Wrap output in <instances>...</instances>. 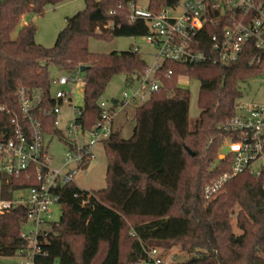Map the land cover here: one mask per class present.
<instances>
[{"label":"trees","instance_id":"16d2710c","mask_svg":"<svg viewBox=\"0 0 264 264\" xmlns=\"http://www.w3.org/2000/svg\"><path fill=\"white\" fill-rule=\"evenodd\" d=\"M65 1L0 0V104L18 110L19 87L41 89L50 101V68L76 74L87 67L81 123L91 129L102 116L101 99L113 78L125 76L131 85L148 66L133 47L91 53L90 40L144 37L148 26L130 23L129 4L158 13L180 0H85V9L67 20L52 48L36 43L33 23L12 37L25 14L42 16ZM213 34L206 28L201 37L208 41ZM255 55L247 49L232 65L164 62L162 88L135 107L131 138L123 139L116 129L103 143L106 188L88 192L70 184L56 191L61 217L39 237L33 264H129L145 259L146 250L175 247L187 258L172 264H264V170L259 177L245 172L217 197H204L205 187L230 169L229 160L220 158L229 137L224 125L236 115L243 95L239 84L264 74V59L252 64ZM181 77L200 81L201 113L193 130L190 92L179 86ZM31 186L25 176H0V198L11 200ZM27 216L24 206L0 214V264L30 250L21 237Z\"/></svg>","mask_w":264,"mask_h":264},{"label":"built area","instance_id":"2783aa9c","mask_svg":"<svg viewBox=\"0 0 264 264\" xmlns=\"http://www.w3.org/2000/svg\"><path fill=\"white\" fill-rule=\"evenodd\" d=\"M129 9L131 24L141 20L148 26V34L142 38L156 50L155 63L146 68L134 94L125 93L111 107L100 103L102 116L91 129L81 123L84 105L74 104V87L84 86L80 70L52 79V85L71 90H51L50 101L41 89L19 87L15 94L18 110L0 104V176H25L32 183L17 191H28V197L0 198L1 215L19 206L27 209L26 223L33 229L30 233L21 232L30 247L20 255L23 264H33L39 253V237L45 234L41 228L49 224L53 208L59 206L56 191L75 184L78 173L96 159V147L110 139L113 122L125 109L144 104L162 88L160 69L164 62L232 65L247 49L256 50L252 64L263 62L264 0H180L176 6L158 13L136 3L129 4ZM206 28L214 31L208 41L201 37ZM224 129L229 137L223 145L228 149L223 159L229 160L230 169L205 187L207 200L220 195L235 177L245 172L259 177L264 170V107L239 104ZM47 139H57L67 146L59 169L52 168ZM172 259L166 250L153 248L146 250L145 259L129 264L175 263Z\"/></svg>","mask_w":264,"mask_h":264},{"label":"rangeland","instance_id":"374dc122","mask_svg":"<svg viewBox=\"0 0 264 264\" xmlns=\"http://www.w3.org/2000/svg\"><path fill=\"white\" fill-rule=\"evenodd\" d=\"M185 0H182L184 2ZM86 7L85 0H66L57 6H49L45 9L42 16L34 13H27L23 16L21 23H33L37 29L35 41L38 45L45 48H52L57 40L59 33L66 27L67 20L74 17L79 12H82ZM21 25L15 30L12 37L16 38ZM138 48L139 54L145 60L148 67H152L155 63L156 50L147 44L142 37H117L108 40H101L92 38L89 42V50L94 54H110L112 52H125L130 48ZM50 74L53 79H58L63 73L56 68H50ZM84 73H82L83 75ZM179 86L187 89L190 92V107H189V121L190 129H195L197 121L200 119V109L198 106V96L200 90V81L193 78L181 77L179 79ZM140 88V81H135L133 84L126 82L125 76H116L113 78L107 87L101 102L108 107L114 105L115 101H121L123 95L128 93L134 94ZM242 92V97L239 100L241 106H261L264 107V75L255 76L247 81H242L239 84ZM58 90H65L69 92V87L61 88L56 84L52 85V93ZM74 104L76 106H83V86L74 87ZM148 97V95H146ZM140 105V104H139ZM136 106H131L125 109L117 117V126L121 133V137L125 140L130 139L135 127L134 110ZM117 129V130H118ZM49 155L52 158V168L59 169L62 167L67 146L57 139H47ZM228 153L226 147H222L220 158L223 159L224 154ZM96 159L84 170L80 171L75 179L78 187L88 192H95L106 188V171L108 159L103 148L99 145L95 149ZM216 179V178H215ZM28 191L16 192L15 198L28 197ZM61 217V208L54 207L48 225L42 226L41 231H49L51 223L58 222ZM234 231L237 235L241 232L236 227V220L233 221ZM30 223H26L23 231L30 233L32 231ZM168 258L173 262L178 263L187 258L186 254L181 251L179 247L171 250H166ZM24 259L16 256L10 259H1V264H23Z\"/></svg>","mask_w":264,"mask_h":264},{"label":"crops","instance_id":"0c3cea01","mask_svg":"<svg viewBox=\"0 0 264 264\" xmlns=\"http://www.w3.org/2000/svg\"><path fill=\"white\" fill-rule=\"evenodd\" d=\"M21 27L22 26H24V25H27V23L26 22H22L21 24ZM117 118L115 119V121L113 122V131H115L116 129H118V126H117ZM76 184V186L78 187V185H77V183H75ZM79 189H81L80 187H78ZM81 190H83V189H81ZM86 191V190H85Z\"/></svg>","mask_w":264,"mask_h":264},{"label":"water","instance_id":"95a60500","mask_svg":"<svg viewBox=\"0 0 264 264\" xmlns=\"http://www.w3.org/2000/svg\"><path fill=\"white\" fill-rule=\"evenodd\" d=\"M87 70H88L87 67H82V68L80 69L81 73H85ZM187 151H188L191 155H194L193 153H191L190 150L187 149Z\"/></svg>","mask_w":264,"mask_h":264}]
</instances>
